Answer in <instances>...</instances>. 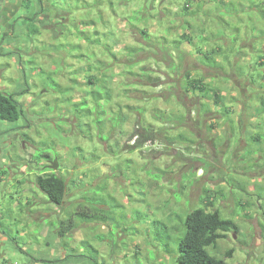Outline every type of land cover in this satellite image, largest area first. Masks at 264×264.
Wrapping results in <instances>:
<instances>
[{
  "label": "rangeland",
  "instance_id": "rangeland-1",
  "mask_svg": "<svg viewBox=\"0 0 264 264\" xmlns=\"http://www.w3.org/2000/svg\"><path fill=\"white\" fill-rule=\"evenodd\" d=\"M42 1L40 5L39 0H11L20 2V8L11 10L6 3L3 8L6 15L0 20V88L13 92L24 86L26 94L21 104L23 117L14 123L0 120V164L12 158L11 147L15 146L13 157L17 164L14 162L10 168L17 171L19 166L28 173H21L18 190L12 186L14 180L7 173L3 180L0 264L15 261L21 264H178L182 221L189 211L208 200L214 202L212 209H219L223 218H231L239 226L237 233H228L216 247L208 250L226 258L229 264H264V0H227L231 1L228 17L224 6L216 5L213 0L191 1L189 10L185 9L188 0ZM198 2L205 12L195 24L213 23L215 15L213 19L218 25H214L219 31L226 30V40L221 39L219 43L216 32L215 40L208 44L210 49L219 46L224 49L221 55L214 56L221 63L219 67H206L196 59L192 67L205 76V81L220 87L221 97L187 92L184 82H180L175 95L185 97L186 106H180L177 113L189 121L187 127L173 130L171 134L184 132L187 139L174 143L163 139L133 154L124 152L121 156L130 158L131 167L127 169L123 159L113 161L106 153L107 145L127 142L133 131L137 115L127 106H142V94L160 92L167 84L160 88L152 82V87L130 86L128 89H138L130 95L139 99L124 95L127 89L124 83L115 87L113 101L128 116L127 125L125 133L117 137L118 132L110 123L104 129L110 141L103 142L95 127L93 134L85 137L76 127V119L68 116L65 107L68 97L75 101L80 93L77 88L72 91L73 96L57 91L60 84L71 87V83L66 80L69 72L64 74L65 70L60 68L54 73L55 64L69 59V63L81 69L77 59L69 58L77 53L73 48L77 44L82 46L81 51L90 49L98 54L103 53L104 46L99 43L145 48L148 36L142 31L148 29L154 39L153 30L159 32L168 24H176V31L183 30L191 19L181 20L180 13L199 10ZM237 3H240L238 7ZM30 14L36 15L33 22L24 19L33 17ZM34 30L40 34H33ZM84 34L94 39L96 45L87 43ZM43 45L47 48H42ZM34 46H40L39 50L35 51ZM153 49L140 52V56L153 55V51H147ZM104 60L110 63L109 58ZM147 63L152 65L155 74L160 72L163 82L172 81L158 70V63L153 60ZM116 69L121 68L116 66ZM81 74L78 80L83 84L86 78ZM55 77L59 79L54 80ZM146 104L167 110L177 106L174 97L169 102L151 100ZM224 106L230 110L223 109ZM150 117L147 113L143 123H153ZM230 119L234 120L233 128L225 125L224 120ZM239 121L241 127L237 126ZM243 126L248 136L242 141ZM231 130L238 134L231 137ZM252 136L259 138L252 140ZM78 148L89 158L97 153L99 159L82 158ZM249 150L255 153L245 155ZM40 151L56 156L57 171L68 182L64 219L77 204L84 203L96 184L103 183L108 186L107 194L112 196L104 205L113 212L111 218L91 222L76 218L75 228L59 236L62 213L55 212L56 205L36 183L39 172L34 161L37 162ZM118 162L124 174L112 176V164ZM73 179L81 182L72 185ZM25 189L30 193L25 194ZM29 209L43 213V217L45 213L49 216L39 224L26 225ZM168 243L170 252L165 249ZM24 249L29 252H23ZM229 252L232 254L228 257Z\"/></svg>",
  "mask_w": 264,
  "mask_h": 264
},
{
  "label": "trees",
  "instance_id": "trees-1",
  "mask_svg": "<svg viewBox=\"0 0 264 264\" xmlns=\"http://www.w3.org/2000/svg\"><path fill=\"white\" fill-rule=\"evenodd\" d=\"M188 1L190 3L188 2L185 6L187 10L190 9L191 3L195 0ZM201 1L207 2L209 0ZM42 2V0H39L40 5ZM214 2H216V5L222 4V0H214ZM40 7L43 8V6ZM198 7H200L199 2ZM218 7L219 6H217V8ZM29 11L30 8L28 7L27 12ZM202 12H205L202 7L194 12L193 24H191L193 13H183L184 18L189 16L191 19L189 23L186 22V25L191 27L187 29L185 25V30L178 33L173 38L159 37L152 39L147 30L142 31L148 36L146 37L148 44L145 48L150 49L154 47L153 50H147L149 52L153 51V55L149 53L148 55L140 56V52L146 49L139 45L133 46L126 44L121 48L123 50H119V52L116 50L117 44L114 46L108 43H99V46H104L102 50L103 53L98 54L96 51H90V49L89 52L81 51L82 46L77 44L76 47H73L77 53L69 56V58L77 59L81 65V69L78 67L76 68L74 66L75 63H69V59L68 61L61 60V65L55 64L54 73L57 74L60 68H62L61 70L63 71L65 70L64 74L69 72V78L66 77V80L71 83V87L60 84L57 91L59 93L62 92L64 95L69 93L70 96H73L72 91L76 88L79 89L80 94L77 100L71 101V97L67 99L68 104L65 107L68 116L76 119L75 125L82 134L84 133L85 137H89L90 134L92 135V128L95 127L98 137L102 139L103 142L110 141V135H107L104 130L110 123L112 126L111 128L114 129L115 132H118L117 137L125 133L123 130L127 125L126 121L128 116L125 115L119 107L120 104L116 105L115 101H113L115 99V87L118 88L124 83L127 87L124 95L128 98L139 99V97L130 95L138 91L136 87L132 90L128 89L130 86L152 87L153 84H156V87L160 88L163 87L165 83L167 84L165 90L160 92L153 91L147 96L142 94V106H127V108L131 109L132 112H135L137 115L133 131L129 134L127 142H116L111 146L109 144L107 145L109 147L106 153L113 158V161L115 159H123L127 169L131 167L129 164L130 158L121 156L124 152L133 154V152L142 150L145 146L154 144L157 141L166 140L167 142L174 143V141L178 139H187L184 132H180L177 135L171 134L173 130L176 131L180 128L187 127L189 121L186 116H179L177 113L180 106H186L184 102L185 97L175 95L180 82H184L187 92L196 91L204 97L212 93L213 96L217 98L222 94L220 87L205 81V76L201 74L200 71L194 70V65L192 67V64H194L192 61L194 59L206 67H219L221 63L218 60H214V56L217 57V55H221V53L224 52L221 46L213 49H210L208 46L210 42L214 41L215 35H213L214 33H212V35H207V22L206 25L195 24V21L199 20L201 17L200 15ZM30 15H33V17L27 16L24 19L28 21L36 19L35 14ZM203 15L206 16V14ZM33 34L39 35L40 32L39 30L38 32L34 30ZM84 37L87 43L96 45L94 39H89L85 34ZM187 46L189 48H187ZM37 47L38 48L34 46L35 51H38L40 48V46ZM41 47L47 48L45 45ZM104 51L106 52L105 55ZM104 57L109 58L110 63L105 61L104 59L107 58ZM152 60L160 65V69L158 70L172 81L163 82L159 76L160 72L155 74L156 71L151 68L152 65L147 63ZM62 65L63 67H61ZM116 66L121 69L117 70ZM136 67H138V70ZM162 68L163 71L161 70ZM41 70L47 73L48 76H53L50 72L44 69ZM81 72L86 78L83 84H80L81 80H78V77L80 78L82 75ZM26 79L25 75L24 80ZM56 79L59 78L55 77L54 80ZM151 82L153 83L152 85L150 84ZM166 93H168V95ZM171 97H174L177 106L170 107L171 109L168 110L160 106L146 104V102H151V100L154 102L160 100L169 102ZM217 103L218 105L221 104V100ZM116 106L117 109L115 110L114 107ZM223 109L227 111L230 110L228 106H224ZM59 110L62 111L61 109ZM207 110H209V108ZM147 113L151 116L150 118L153 120V123H143L146 120L145 117ZM23 114V108L17 101L16 94H8L0 88V120L14 123L19 121L21 117H23ZM230 120L234 123L233 119ZM204 122L205 121H203V123ZM211 125L214 124L211 123ZM258 138L257 136H252V140L256 139L257 141ZM248 153L247 155L250 156L251 153L255 152L249 151ZM78 155L91 161H97L96 159H99L97 153L90 155L91 158H89V156L83 155L80 149ZM37 156V162L33 160L39 172L36 181L37 186L47 195L49 201L56 205H63L68 192V182L66 178L61 176L58 172L52 171L49 166H47L49 161L53 159L51 153L40 151ZM250 159L252 158L250 157ZM111 170L113 173L112 176L118 173L124 174V168L119 162L112 164ZM79 182H81V180L73 179L70 183L75 185ZM107 189L108 186L106 183L96 184L93 188V193L84 199V203L77 204L70 212L69 217L61 221L58 235L65 236L70 230H73L76 225V218L84 222L109 220L113 212L104 207V205H107L108 199L110 201L112 200V196L107 194ZM206 202L207 203L200 205V207L189 211L186 218L182 221L184 230L182 232L183 235H181L178 240V254L176 259L178 264H229L226 258L213 255L208 250V247H216L219 240L226 238L230 232L237 233L239 231V226L233 219L223 218L219 209H212L214 206L213 200H208ZM169 246V243L166 244L165 249L167 252H170ZM231 254L232 252H229L228 257L231 256Z\"/></svg>",
  "mask_w": 264,
  "mask_h": 264
},
{
  "label": "crops",
  "instance_id": "crops-1",
  "mask_svg": "<svg viewBox=\"0 0 264 264\" xmlns=\"http://www.w3.org/2000/svg\"><path fill=\"white\" fill-rule=\"evenodd\" d=\"M214 1V0H213ZM229 2L231 3V1H227V0H222V6H224V9H225V11H224V13H225V17H228V15L226 14L227 12H229V8H230V4H229ZM6 3H9L8 5H9V7L11 8V10L13 9V7H16V8H20V2L18 3V4H16V3H14V2H11V0H0V20L6 15V12L5 11H3V8H4V6H5V4ZM16 4V5H15ZM240 3H237L236 4V7H238V5H239ZM23 5V4H22ZM26 10H27V8H26ZM189 13H191V12H189ZM193 14V16H192V21H191V24H193L194 23V12H192ZM180 19L182 20H185V21H187V18H189V16H187L186 18H184V14L183 13H180ZM215 16V15H214ZM214 16H212V22L213 23H208L207 22V30H206V33H207V35H212V33H214L213 35H216L215 33L217 32L218 33V35H217V39L219 40V42H221V39H224V40H226V30H222V31H219L218 30V27H216L215 25H218L217 23H216V21L213 19V17ZM170 21V20H169ZM173 23V22H172ZM215 24V25H214ZM1 26V25H0ZM189 27H191V26H189ZM188 27V25H186V28L187 29H190ZM224 27V26H223ZM176 24H171V25H169L168 24V26L165 28V29H162L161 31H159V32H157V31H154L153 30V32H152V34H155L156 35V38H162V37H168V38H173V37H175L178 33H181V32H183L184 30H185V28L183 29V30H180V31H176ZM147 31H148V29H147ZM148 33H150L149 31H148ZM0 34H1V31H0ZM151 34V33H150ZM221 36L220 38H218V36ZM162 40V39H161ZM214 40H215V36H214ZM124 45H126V44H124ZM122 43H118L116 46H117V48H119V47H123L124 46ZM229 61V60H228ZM264 63V62H263ZM14 81V80H13ZM15 82V81H14ZM8 89L9 90H11L9 87H8ZM4 92H6V93H8V94H15V93H21V95H19V99L18 100H20L21 98H23V97H25L26 96V94L24 93V86H22V88L21 89H19V90H13V92H9V91H4ZM225 121V125H229V127H231V128H233V127H235V125H233V123L231 122V120L230 121H228V120H224ZM237 126H239V127H241V122L239 121L238 122V125ZM245 129V127L243 126V130ZM246 129H247V127H246ZM238 133L236 132V131H234V130H231V132H230V135H231V137H235L236 135H237ZM17 135V134H16ZM247 134H246V131L244 130L242 133H241V138L240 139H242V141H243V137L245 138V136H246ZM248 136V135H247ZM246 139V138H245ZM12 143V142H11ZM12 146V145H11ZM13 147H11V153H12V158H10V160H6V161H3V163H1L0 164V199H1V197H3V192H2V190L4 189V185H3V180L5 179V175H6V173L9 175V177H10V179H12V180H14V183L15 184H13L12 186L14 187V188H20V176L22 175L21 173L22 172H24L25 174H28V173H26L27 172V170L24 168L23 169V171H21L20 170V167L18 166V169H17V171H14L13 169H11L10 167L12 166H14V162H15V159H14V157H13V152H12V149ZM246 148V147H245ZM249 151H251V150H249ZM248 151V152H249ZM1 152V151H0ZM247 151L245 152V155H246V153H248ZM240 153H241V155H242V151H240ZM244 155V159H247L246 158V156ZM240 160H243V158H241ZM16 163V162H15ZM17 164V163H16ZM7 169H10V171H7ZM32 172H34V171H31L30 173H32ZM38 175H39V173L36 175V181H37V177H38ZM260 177H262V176H260ZM27 186V185H26ZM18 190V189H17ZM31 190V189H30ZM24 193L26 194V193H30V191L28 190V192L26 191V189L24 190ZM35 203H37V201L35 202ZM30 204V201H28L27 202V205H29ZM43 214V213H42ZM42 214L40 215L39 214V212H33V209H29V211H28V216L26 217V225H33V224H35V223H38L39 224V222L40 221H44V219L46 218V217H48L49 215L47 214V213H45L46 214V216L45 217H43L42 216ZM0 223H1V221H0ZM43 223V222H42ZM23 252H29L28 250H26V249H24V250H22ZM9 260V259H8ZM10 263V262H9ZM8 263V264H9ZM10 264H21L20 262H18V261H15L14 263H10Z\"/></svg>",
  "mask_w": 264,
  "mask_h": 264
},
{
  "label": "flooded vegetation",
  "instance_id": "flooded-vegetation-1",
  "mask_svg": "<svg viewBox=\"0 0 264 264\" xmlns=\"http://www.w3.org/2000/svg\"><path fill=\"white\" fill-rule=\"evenodd\" d=\"M26 78H27V75H26ZM16 94V99H17V101L20 103V104H22L23 102H22V98L20 99V100H18L19 98V95H21V93H15ZM19 126V125H18ZM19 127H23V126H19ZM15 146H13V150H12V152L14 153V148ZM54 160H58V159H56V157L55 158H53L52 160H50L49 161V163H48V165L47 166H49V168L51 169V167H50V165L52 164V162L54 161ZM52 171H54L53 169H51ZM56 172H58L57 170H56ZM68 193V192H67ZM66 197H67V195H66ZM67 202H66V199H65V201H64V203H63V205H56L55 207H54V210H55V212H60V213H62V215H61V218H63V212H65V205L66 206H68L67 204H66ZM70 204V203H69ZM62 210V211H61ZM69 215H70V213H69ZM69 215H67V217L66 218H68L69 217ZM65 218V219H66ZM62 220H64V218L62 219ZM61 220V221H62ZM84 222V221H83Z\"/></svg>",
  "mask_w": 264,
  "mask_h": 264
},
{
  "label": "water",
  "instance_id": "water-1",
  "mask_svg": "<svg viewBox=\"0 0 264 264\" xmlns=\"http://www.w3.org/2000/svg\"><path fill=\"white\" fill-rule=\"evenodd\" d=\"M51 169H53L54 171H56L59 167V163H58V160H54L52 162V164L50 165Z\"/></svg>",
  "mask_w": 264,
  "mask_h": 264
},
{
  "label": "bare ground",
  "instance_id": "bare-ground-1",
  "mask_svg": "<svg viewBox=\"0 0 264 264\" xmlns=\"http://www.w3.org/2000/svg\"><path fill=\"white\" fill-rule=\"evenodd\" d=\"M58 163H59V161H58Z\"/></svg>",
  "mask_w": 264,
  "mask_h": 264
}]
</instances>
